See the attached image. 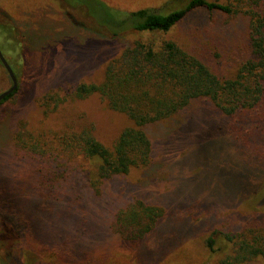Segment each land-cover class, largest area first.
I'll return each mask as SVG.
<instances>
[{
  "label": "rangeland",
  "instance_id": "rangeland-1",
  "mask_svg": "<svg viewBox=\"0 0 264 264\" xmlns=\"http://www.w3.org/2000/svg\"><path fill=\"white\" fill-rule=\"evenodd\" d=\"M98 1L136 10L169 0ZM74 3L0 0V51L21 85L16 98L0 105V264H221L235 244L219 238V231H239L256 222L264 227V205L257 204L264 198V175L251 168L250 158L243 149L238 152L226 132L219 134V124L225 130L223 122L230 123L232 131L240 121L231 123L209 102L193 101L174 117L147 126L152 163L105 181L99 193L77 171L48 199L34 188L35 178L20 179L23 163L12 155L11 135L21 119L41 130L83 113L107 146L129 124L97 95L69 101L47 117L36 105L47 90L70 92L81 81L99 80L107 61L134 37L109 39L90 14L93 9ZM170 4L166 10L183 6L181 1ZM214 16L211 28L205 12H192L167 36L183 48L198 46L200 38L208 44L210 32L229 42L238 39L246 19ZM222 22L230 26L225 29ZM7 75L0 63V92L11 86ZM136 200L161 207L163 215L148 234L132 241L116 231L115 219ZM207 237L213 239L212 248ZM246 264H264V258Z\"/></svg>",
  "mask_w": 264,
  "mask_h": 264
},
{
  "label": "trees",
  "instance_id": "trees-1",
  "mask_svg": "<svg viewBox=\"0 0 264 264\" xmlns=\"http://www.w3.org/2000/svg\"><path fill=\"white\" fill-rule=\"evenodd\" d=\"M74 1L86 11L90 8L100 13L90 12L95 23L105 28L108 37L111 35L109 39L134 37L107 61L99 80L81 81L70 92L47 90L36 98V105L47 117L59 113L69 101L97 95L108 109L123 114L129 124L107 146L96 137L94 124L85 121L83 113L76 114L77 119H64L57 128L41 130L30 129L21 119L11 135L12 155L23 163L18 169L21 180L35 178L34 188L48 199L53 192H61L64 180L77 171L99 193L105 181L152 163L147 126L174 117L197 100L209 102L231 123L240 121L232 131L230 123L223 122L225 130L219 124V134L227 133L238 152L243 149L244 157L250 158L251 168L264 175V0H169L161 7L136 10L113 8L98 0ZM171 1H181L183 6L166 10ZM196 11L209 16L211 28L216 25V13L243 17V32L233 42L210 32L208 44L200 38L198 46L183 48L167 34ZM222 25L227 29L229 22ZM20 89L18 84L0 105L16 98ZM252 133L251 140L243 139ZM262 197L257 200L261 206ZM162 215L161 207L136 200L117 212L116 231L125 239L138 241ZM258 223L239 231H219V238L235 244L233 253L221 264H246L250 259L264 258V227ZM205 241L212 248L213 239L207 237Z\"/></svg>",
  "mask_w": 264,
  "mask_h": 264
},
{
  "label": "water",
  "instance_id": "water-1",
  "mask_svg": "<svg viewBox=\"0 0 264 264\" xmlns=\"http://www.w3.org/2000/svg\"><path fill=\"white\" fill-rule=\"evenodd\" d=\"M0 63L5 68L8 76H9V78L11 80V86L8 89L0 92V101H1L5 96L10 94L12 91H14L17 88L18 82H17V78H16L11 66L8 64V62L4 58V56H3L1 51H0Z\"/></svg>",
  "mask_w": 264,
  "mask_h": 264
}]
</instances>
